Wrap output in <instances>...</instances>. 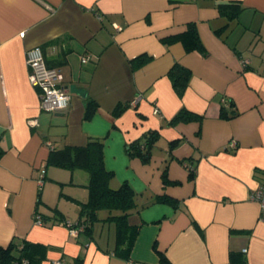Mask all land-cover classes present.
<instances>
[{
  "label": "crops",
  "instance_id": "1",
  "mask_svg": "<svg viewBox=\"0 0 264 264\" xmlns=\"http://www.w3.org/2000/svg\"><path fill=\"white\" fill-rule=\"evenodd\" d=\"M221 2L240 10L228 18ZM189 21L204 55L161 41ZM35 45L62 69L70 95L62 110L39 108L25 60ZM174 62L191 72L182 94L168 76ZM87 99L95 105L85 118ZM181 108L196 118L170 122ZM150 132L149 161L129 157L126 145ZM89 138L103 139L110 185L127 182L140 205L128 216L139 225L128 257L115 252L114 233L101 231L113 222L69 232L88 198V174L48 164L49 145ZM259 183L264 0H0V245H37L30 264H161L158 252L169 264H264V218L250 199Z\"/></svg>",
  "mask_w": 264,
  "mask_h": 264
},
{
  "label": "trees",
  "instance_id": "2",
  "mask_svg": "<svg viewBox=\"0 0 264 264\" xmlns=\"http://www.w3.org/2000/svg\"><path fill=\"white\" fill-rule=\"evenodd\" d=\"M233 5L229 10L227 6ZM218 10L221 14L232 18L240 10L237 3H218ZM166 45L174 42H181L186 52L198 51L205 54L206 50L199 36L196 23L189 21L185 24L182 31L166 35L161 38ZM145 57L144 54L133 58V61H139L133 64V67L139 65L140 60ZM191 72L190 69L179 62H174L168 70V76L172 81L175 90L182 94L187 87ZM91 99L86 101V110L84 117L88 118L94 107ZM126 105L119 104L113 110L114 115L120 114ZM190 118H196L190 111L184 108L170 119V122L185 121ZM154 132L145 134L142 139L134 140L126 145V153L129 157H137L142 162H148L152 155V146L156 138ZM50 152L47 163L53 166L61 167L70 171L82 169L88 174V181L85 184L88 190V198L85 202H79V222L73 226H82L86 232L92 231V225L95 221H110L115 229V247L118 255L128 257L138 232V224H130L128 216L139 210V203L131 186L127 182H122L118 187H112L110 180L113 177L112 171L108 170L104 162L103 139L89 138L83 146L64 145L62 147L49 146ZM194 168H189V177H193ZM163 185H167L170 180L167 177L166 169L162 173ZM160 201H166L165 195L158 196ZM103 211V215L99 212ZM37 245L29 242L19 243L12 240L7 245H0V264H21L25 259L28 264L32 261L33 255H39L36 250ZM161 264H169L167 258L160 252Z\"/></svg>",
  "mask_w": 264,
  "mask_h": 264
},
{
  "label": "built area",
  "instance_id": "3",
  "mask_svg": "<svg viewBox=\"0 0 264 264\" xmlns=\"http://www.w3.org/2000/svg\"><path fill=\"white\" fill-rule=\"evenodd\" d=\"M116 26V25H115ZM117 27V26H116ZM26 65L29 69L28 79L32 86L40 89L39 108L43 111L55 112L67 107L70 95L63 82V72L60 67L49 66L45 62L42 48L38 45L32 46L25 53ZM88 56H83L82 61H86ZM51 145V144H50ZM49 145V146H50ZM234 146V141L231 142ZM43 174L39 182L42 183ZM250 199L258 202L261 210V218H264V183H259L251 191ZM36 223L40 224L39 216H36ZM71 236L76 237L82 231V226H73L67 222ZM246 249L244 248L243 251ZM53 264H62V261H52ZM21 264H27L25 259Z\"/></svg>",
  "mask_w": 264,
  "mask_h": 264
},
{
  "label": "rangeland",
  "instance_id": "4",
  "mask_svg": "<svg viewBox=\"0 0 264 264\" xmlns=\"http://www.w3.org/2000/svg\"><path fill=\"white\" fill-rule=\"evenodd\" d=\"M103 230H101L103 233L107 234V233H114L115 234V229H114V225L111 224V227L109 226V224H105L104 228H102Z\"/></svg>",
  "mask_w": 264,
  "mask_h": 264
}]
</instances>
